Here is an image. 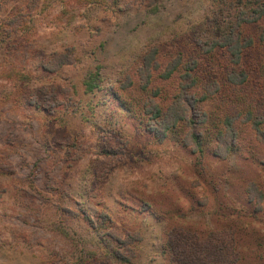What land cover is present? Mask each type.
I'll list each match as a JSON object with an SVG mask.
<instances>
[{
    "label": "rangeland",
    "instance_id": "rangeland-1",
    "mask_svg": "<svg viewBox=\"0 0 264 264\" xmlns=\"http://www.w3.org/2000/svg\"><path fill=\"white\" fill-rule=\"evenodd\" d=\"M219 1L0 0V264H168L178 227L222 234L232 264H264V140L246 121L264 131V17L242 26L240 64L200 53L193 32ZM178 55L198 63L202 153L183 143L188 123L163 134L143 106L180 96V73L160 78ZM226 115L232 147L216 141Z\"/></svg>",
    "mask_w": 264,
    "mask_h": 264
},
{
    "label": "trees",
    "instance_id": "trees-1",
    "mask_svg": "<svg viewBox=\"0 0 264 264\" xmlns=\"http://www.w3.org/2000/svg\"><path fill=\"white\" fill-rule=\"evenodd\" d=\"M264 17V1L263 0H220L218 7L208 15L200 25V28L194 30L195 45L200 53L209 54L216 48H226L235 64H240L244 50L253 45L250 38H244L241 28L245 24H253ZM264 37V30H263ZM158 49L154 48L150 51L149 56L144 59L143 66L147 69V77H151L152 69L155 71L160 68L158 62ZM198 67L195 61L191 64L185 63L183 57L178 55L175 60L170 61L165 68L160 72V78L170 80L176 73H180L181 82L178 88L180 96L176 97L174 104L162 113L159 105L156 102L152 103V110L145 104L144 110L146 114H151L153 118L160 114H164L162 119L163 134L169 129H173L178 123L185 121L193 129L189 137L184 138V145H192L193 151L202 153L204 151V137L200 131V126L205 125L208 117H200L198 114H189L194 110L198 101L195 97V103L188 98L190 91L196 85V78L193 77L191 71ZM246 75H241L240 83H244ZM149 80V78H148ZM148 80L147 83H148ZM228 80L237 84L235 78L228 76ZM146 83V82H145ZM92 88L93 86H91ZM147 85L142 86V90H146ZM194 93V92H193ZM184 99V102L183 100ZM205 99V98H204ZM203 99V100H204ZM147 107V108H146ZM187 107V108H186ZM150 108V109H149ZM153 112V113H152ZM197 113V112H196ZM234 116V117H233ZM226 115L221 121V129L216 134V141L219 145L226 142L228 137L231 139V147L234 146L238 136V130L235 122L239 116ZM247 122L252 123L257 136L264 140V131L260 128L262 122L255 121L252 115L248 114ZM166 118V119H165ZM159 124V126L161 125ZM165 136L163 135L162 138ZM191 143V144H190ZM236 145V143H235ZM229 147H227V150ZM217 155L219 152L215 151ZM261 205V199L257 200ZM227 234V233H223ZM222 234L210 233L209 236L200 237L198 233L191 230L178 227L171 229L166 234L165 251L168 257V264H232L230 257L232 254L228 248L222 243ZM129 237V236H128ZM119 242L121 240H118ZM233 256L236 257L233 247ZM116 259L120 263H130V259L122 254L116 255Z\"/></svg>",
    "mask_w": 264,
    "mask_h": 264
}]
</instances>
